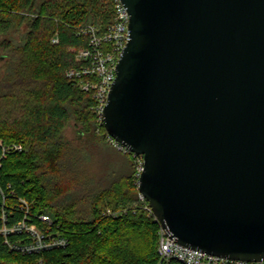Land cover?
<instances>
[{
	"label": "water",
	"instance_id": "1",
	"mask_svg": "<svg viewBox=\"0 0 264 264\" xmlns=\"http://www.w3.org/2000/svg\"><path fill=\"white\" fill-rule=\"evenodd\" d=\"M106 132L177 243L264 260V0H122Z\"/></svg>",
	"mask_w": 264,
	"mask_h": 264
},
{
	"label": "trees",
	"instance_id": "2",
	"mask_svg": "<svg viewBox=\"0 0 264 264\" xmlns=\"http://www.w3.org/2000/svg\"><path fill=\"white\" fill-rule=\"evenodd\" d=\"M114 12V0H0V141L23 146L1 158L0 185L25 197L32 211L49 213L70 239L40 256L11 252L0 239V263L160 262V225L139 196L131 154L122 151L105 163L111 142L104 125L97 131L92 95L67 77L88 42L79 28L91 23L103 32ZM73 118L81 127L80 149L64 138ZM86 154L104 158L92 189L73 171Z\"/></svg>",
	"mask_w": 264,
	"mask_h": 264
},
{
	"label": "built area",
	"instance_id": "3",
	"mask_svg": "<svg viewBox=\"0 0 264 264\" xmlns=\"http://www.w3.org/2000/svg\"><path fill=\"white\" fill-rule=\"evenodd\" d=\"M114 2L115 12L103 32H100L99 28L91 23L79 28L78 34L86 35L88 42L76 53L75 60L79 64L67 70V77L73 84L92 95L91 108L94 111L98 132L104 125V110L111 85L116 77V65L129 38L130 13L122 0H114ZM52 42L58 43V37L54 36ZM106 137L119 150L131 154L134 165L133 178L139 188L145 166L143 155L133 153L108 133ZM0 150L1 168L3 155L22 151L23 146L20 143L8 144L0 141ZM139 196L146 201L145 208L148 210L149 216L153 217L160 225L158 251L161 258L159 264L162 261L170 262L172 260L184 264H264V260L247 261L227 258L177 243L169 237L140 192ZM0 239L7 250L24 255L40 256L45 251L64 248L70 244L69 237L58 226L55 227L54 220L49 213L32 211L31 203L25 197L14 191L6 192L1 185ZM0 264L23 263L14 260ZM39 264H42V259H39Z\"/></svg>",
	"mask_w": 264,
	"mask_h": 264
},
{
	"label": "rangeland",
	"instance_id": "4",
	"mask_svg": "<svg viewBox=\"0 0 264 264\" xmlns=\"http://www.w3.org/2000/svg\"><path fill=\"white\" fill-rule=\"evenodd\" d=\"M2 65V60L0 61V66ZM94 122V118H93ZM79 130L81 127L75 124L74 118L71 120L70 124L66 127L64 131V138L71 142L73 147H78L79 149L82 148L81 138H79ZM119 154L120 156L123 155V152L119 150L114 143H106L105 144V163L110 156ZM81 156V154H79ZM101 156L100 160L99 157ZM96 157L95 155H87L83 158H78L77 162L75 163V169L73 171L81 177L82 180L86 183V187L92 189L97 184V181L100 179L102 172L104 171L103 164L104 158L102 155Z\"/></svg>",
	"mask_w": 264,
	"mask_h": 264
}]
</instances>
